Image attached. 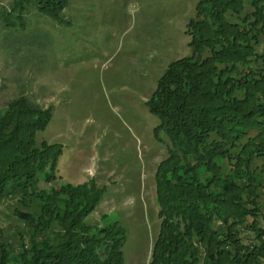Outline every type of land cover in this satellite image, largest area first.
I'll list each match as a JSON object with an SVG mask.
<instances>
[{"label":"trees","instance_id":"obj_1","mask_svg":"<svg viewBox=\"0 0 264 264\" xmlns=\"http://www.w3.org/2000/svg\"><path fill=\"white\" fill-rule=\"evenodd\" d=\"M247 1L199 3L188 24L191 56L168 66L147 102L161 120L156 131L169 139L156 176L161 224L149 264H264L261 184L249 173L243 185L223 178L219 163L232 156L238 178L264 159V0ZM13 3L2 14L6 27L30 5L54 20L68 6V0ZM236 85L243 98L232 94ZM52 113L20 98L0 114V204H16V218L30 229L15 249L13 241L0 243V264H125L126 230L86 222L104 189L93 181L39 189L40 176L52 179L63 153L59 144L37 145ZM244 190L257 206L240 202ZM33 205L37 211L26 210Z\"/></svg>","mask_w":264,"mask_h":264},{"label":"rangeland","instance_id":"obj_2","mask_svg":"<svg viewBox=\"0 0 264 264\" xmlns=\"http://www.w3.org/2000/svg\"><path fill=\"white\" fill-rule=\"evenodd\" d=\"M201 1L68 0L61 20L33 4L6 27L2 14L14 3L0 0V114L20 98L53 111L37 145L59 144L63 153L57 175L48 180L42 174L39 189L91 181L104 189L86 222L95 228L118 223L126 230L125 264H149L159 234L156 176L168 157L169 139L156 131L161 120L147 102L168 66L191 56L188 24ZM232 94L243 98L245 90L236 85ZM219 163L221 176L239 184L250 174L261 184L264 203V159L253 162L251 173L242 168L238 178L232 156ZM202 171V181L208 180L209 173ZM243 193L240 202L246 205L248 194ZM252 205L245 208L257 215ZM15 208L0 204V243L13 241L14 249L22 242L19 234L30 233Z\"/></svg>","mask_w":264,"mask_h":264}]
</instances>
